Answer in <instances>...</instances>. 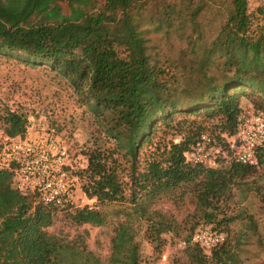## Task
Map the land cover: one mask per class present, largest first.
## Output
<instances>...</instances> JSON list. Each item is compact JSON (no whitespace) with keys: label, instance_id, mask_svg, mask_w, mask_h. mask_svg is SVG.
<instances>
[{"label":"trees","instance_id":"16d2710c","mask_svg":"<svg viewBox=\"0 0 264 264\" xmlns=\"http://www.w3.org/2000/svg\"><path fill=\"white\" fill-rule=\"evenodd\" d=\"M145 3L103 0L100 7L80 16L26 26L15 21L0 29V56L63 79L95 121L99 135L112 146L110 151L99 145L88 148L80 167L61 136L47 129L63 141L74 189L91 201L90 208L73 202L59 207L35 202L31 194L22 195L13 188L10 172L0 168V264H100L88 252L75 255L46 228L56 211L67 208L72 209L68 214L75 225H100L104 216L94 207L115 201L128 203V217L145 220L143 236L158 253L162 235L176 234L180 228L171 215L149 208L164 195L174 202L185 197L196 216L182 237L184 264H243L227 246L225 234L209 250L190 242V236L205 224L222 231L219 225L229 219L216 217L231 200L232 189L251 177L258 166L264 167V144L256 150V165L233 161L218 168L191 165L184 162L183 152L201 133L216 139L232 134L236 116L246 107L242 96L249 95V106L264 116V20L258 27L252 25L246 0H230L226 18L208 48L202 50L189 83L187 73L159 64L151 50L155 37L169 35L174 8L166 5L153 20L141 14ZM256 9L264 16L261 2ZM7 13L0 0V19ZM211 55L220 58L218 75L206 72ZM160 128L163 134L179 135V139L156 138ZM26 129L22 111L1 112L4 136H23ZM260 187L254 186L264 211V189ZM198 223L202 224L196 226ZM134 234L132 222L119 223L113 262L139 263Z\"/></svg>","mask_w":264,"mask_h":264},{"label":"rangeland","instance_id":"374dc122","mask_svg":"<svg viewBox=\"0 0 264 264\" xmlns=\"http://www.w3.org/2000/svg\"><path fill=\"white\" fill-rule=\"evenodd\" d=\"M2 2L5 3L8 13L6 18L0 19V29L15 21L26 26L42 22L54 23L68 16H80L100 7L103 0ZM259 3L260 0H246V10L251 23L257 27L264 20V16L256 9ZM168 4L174 8L170 15L172 27L169 28L168 36L161 34L155 37V46L151 50L159 64L169 65L177 72L187 73L185 80L190 83L192 76L189 74L199 64L202 50L208 48L226 18L230 0H146V9H143L141 14L145 18L151 16L154 20L156 16L161 15L160 10ZM190 14L193 16L192 20ZM178 25L180 28H177ZM219 60L220 58L211 55L206 63V72L218 75ZM249 99V95L241 97L244 106L250 107ZM5 109L19 110L25 114L26 133L55 130L69 147L77 166H84V152L88 148L99 145L110 151L112 147L111 141L99 135L95 121L63 79L53 76L43 68L30 67L17 59L0 56V114ZM195 119L198 120V117ZM205 124L209 126L210 122L206 121ZM163 130L158 129L156 138L163 135L165 138L173 136L175 141L179 139V135L169 132L163 134ZM255 185H261L260 188L264 189L262 166H258L256 172L241 182L240 186L232 189L231 200L224 204L216 217L229 219L225 224L219 225V228L226 235L227 246L243 264H264V211ZM72 202L76 206H82L86 202L78 188L73 191ZM94 208L103 213L102 224L75 225L68 214L72 209L67 208L55 212L52 224L46 228L47 233L72 248L75 255L88 252L97 258L100 264H119L113 262L116 230L119 223L129 220L135 233L132 240L136 243L138 264L185 263V244L182 237L196 220L192 205L185 197L179 202H174L164 195L149 205V208H156L166 215H171L180 225L176 234L162 235L164 242L158 253L153 251L143 236L145 220L127 216V202H107ZM199 224L202 223L196 226Z\"/></svg>","mask_w":264,"mask_h":264},{"label":"built area","instance_id":"2783aa9c","mask_svg":"<svg viewBox=\"0 0 264 264\" xmlns=\"http://www.w3.org/2000/svg\"><path fill=\"white\" fill-rule=\"evenodd\" d=\"M264 7V0H260ZM264 144V116L251 107L236 116L234 132L216 139L201 133L195 144L183 152L184 162L218 168L231 161L256 165V150ZM67 149L51 130L6 137L0 131V168L11 175V184L20 194H31L35 202L59 207L72 202L74 176L70 173ZM88 208L91 201H86ZM225 238L210 225L198 226L190 242L209 250Z\"/></svg>","mask_w":264,"mask_h":264}]
</instances>
